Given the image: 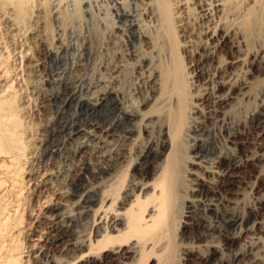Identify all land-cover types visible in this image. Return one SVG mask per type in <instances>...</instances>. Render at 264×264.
Segmentation results:
<instances>
[{
  "label": "bare ground",
  "instance_id": "6f19581e",
  "mask_svg": "<svg viewBox=\"0 0 264 264\" xmlns=\"http://www.w3.org/2000/svg\"><path fill=\"white\" fill-rule=\"evenodd\" d=\"M136 1L141 8L112 0L114 19L103 41H98L100 33L94 38L79 24L82 30L72 44L66 39V16L59 11L60 20H55L46 0H0V173L10 181L8 187L0 181V202L19 183L14 182L16 166L23 160L43 171L33 196L39 199L53 190L74 206L73 215L63 212L60 201L47 206L40 219L49 225L32 241L34 264H183L188 259L191 264H264V243L257 248L249 241L233 249L244 232L264 239L263 208L236 211L240 187L235 173L261 166L264 177V157L245 154L244 141L233 140L245 131L264 140V95L244 129L226 122L228 107L248 100L255 80L264 74V0ZM144 46L151 51L146 53ZM86 51L109 77L93 83L84 97L83 75L90 64ZM187 53L198 57L199 71L187 70ZM130 65L151 92L132 108L124 106L116 87ZM204 72L206 82L200 85L194 73ZM76 100L77 115L70 111ZM146 121V127L158 124L159 132L140 151L127 184L101 189V182L113 180L124 163L119 151L126 152ZM216 122H222L226 133L221 138L231 143L226 148L230 154L216 150ZM119 128L123 147L113 155L103 145ZM68 130L70 139L63 140ZM56 154L76 158L79 169L59 183L61 174L47 171ZM93 159L103 166L93 167ZM113 190L123 194L111 202ZM20 192L14 190L11 212L20 207ZM90 215L95 230L81 239L76 226ZM3 216L1 222L9 221ZM18 258L15 251L0 255V264H18Z\"/></svg>",
  "mask_w": 264,
  "mask_h": 264
},
{
  "label": "rangeland",
  "instance_id": "374dc122",
  "mask_svg": "<svg viewBox=\"0 0 264 264\" xmlns=\"http://www.w3.org/2000/svg\"><path fill=\"white\" fill-rule=\"evenodd\" d=\"M46 1H47L46 4L47 3L49 4V5L47 4V8L51 9V12L53 10L51 15H54L55 13H56V15H58V17L56 15H55L56 17L54 16L55 20L59 21L60 17L66 16L67 24H68V26H67L68 29L66 27V31L68 30L66 33V34H68L66 36V39H67V42H69V43L72 42V44L76 43V41H77L76 33L78 30H82V28H83V30H82L83 32L91 33L94 36V38L96 37V34L99 35V33H100V37L98 38V41H103L105 39L104 37H106V34H105L106 29L108 28V26L109 27L111 26L110 23L114 19V17L112 16L111 13H113V8H114L115 2H112V0H46ZM119 1H121L123 3L125 2V4L127 1V3L131 6L132 9H134L138 6L141 8L140 3L136 0H119ZM134 1L136 2L135 6L133 4ZM138 3H139V5H138ZM128 4H126V6L125 5L124 6L127 7ZM129 5H128V7L130 8ZM54 11H57V12H54ZM59 11L62 12V13H60V17H59ZM106 17H108V18H106ZM111 18H112V20H111ZM79 24H81L82 28L80 27ZM74 30H75V34H72V31H74ZM95 44L96 43H94V45ZM157 44L161 45V42L159 41ZM147 47L148 46H144L143 50H145L146 53H149L151 50H150V48H147ZM69 52H70L69 55L73 57L75 55L76 51L74 49H71V50H69ZM159 54L157 55L158 56L157 59L162 57L163 52L159 51ZM86 55L89 59L88 62L90 64L87 65V69H85V72L83 75L85 77V78H83V89H84L83 92L84 93L82 92L83 95H81V96H84V97L88 96L89 91H90L89 88H91L93 83L98 82V80L100 78H104V77L108 78L109 77L107 70L106 71H105V69L98 70V68L94 65V62H92L94 60L93 56L90 55L89 51H86ZM153 55L155 56L156 54H153ZM162 58H161V60H162ZM197 58L198 57L192 58L188 53H187V56H186V54H184L183 62L186 65L188 71L192 72L193 70H198L200 67H203V65L198 62ZM189 63H191L193 65L192 68L190 67L191 65H189ZM187 64H188V66H187ZM199 64H200V66H199ZM127 70H126L125 74L123 73L122 75H119V78H118L119 80L118 79L116 80V82H117L116 87L119 89L120 95H123L124 106L132 108V107H135L136 105H142L143 102L145 101L146 97H148L151 94V92H150V87L147 84L141 83L142 82V80H140L141 75L139 74V72H137L136 68L133 69V67L130 65V69L128 68ZM195 73H194V75H197L195 78L199 79L198 81H199L200 85L204 84L206 82L204 79V78H206V73L204 72L203 75H202V73H199V74H195ZM85 74H86V76H85ZM255 83H256L255 86H253L254 88H252V90H251V95H250L251 97L249 96L248 100L244 98V100H246V101H244L242 99L240 104L234 103V105H232V107H228L229 110H227V111H228V115H230V116H227L228 120L226 122H229L230 126L233 127L234 129H239V130L244 129V126L248 120L249 115L257 108L256 105L258 106V104L260 103L261 97L264 95V74H262L260 76V80H258V81L255 80ZM144 86L146 88H143ZM104 98H106V97H104ZM77 101L78 100H76L72 104L73 105L72 108H70V111H72V113H75L76 115H77V113L80 112V109L77 106ZM142 109L145 111H148V108L146 109L145 107H143ZM109 116H112V115L110 114ZM100 120H103V119H100ZM74 121H76V123H77L79 120H77L75 118ZM198 121H202V119H199ZM148 122L149 121L143 122V124H141V128L140 127H139L140 129L137 128L138 132L133 137V139H134L133 141H131L127 144L125 143L127 145L126 146V152L125 151H119L120 148L123 147V143H121L122 141H120L119 137H118L121 134H123L121 128H119L117 130L116 136H113V137H110L107 139V141L108 140L109 141L106 142L107 144L105 143L103 145V148L104 149L105 148L111 149L113 155L116 154L118 151L120 153H123L124 154V158H123L124 160H122V161L124 163L121 164V168L118 170V173L116 172L117 175L114 178H112L113 180H109V178H107L108 180L107 179L104 180L105 182L102 180L104 183L101 182V185H100L101 189L107 190L108 187H110V186L115 188L120 181L121 182L125 181V184H127L126 182L130 178V173H132V171H131L132 167L135 165L136 161L139 159L140 151L146 146L148 141H150L152 138H154L158 135L159 125L158 124L154 125L152 123L151 125L146 127L145 125L148 124ZM216 123H217V125H216ZM216 123L213 124L214 125L213 127L215 128V131L219 134L218 135L219 138L216 140L218 143L217 142L215 143V145L218 144V148L217 149L214 148V149L218 150L217 151L218 153H219V149H221L220 152L223 150V153L226 152V153L230 154V151L226 148L231 147L232 146L231 143L227 142L225 144L226 140H223L221 138V136H223L224 133H226L223 128H220L222 122H216ZM221 129H223V130H221ZM97 131L99 133H101L100 129ZM152 131H153V133H152ZM65 134L67 136L64 135L63 140H65L64 138H66V140H69L70 139V136H68L69 130ZM19 136L20 135H18V137L17 136L16 137H17V141L19 140L18 141L19 145H21V140L19 139L20 138ZM74 138H76V137H74ZM74 138H73V140H71V143H73L72 146L69 145L71 149L75 148L74 145L76 144V140ZM219 140H222V141L220 142ZM233 140L234 141H244L245 144L243 146H244L245 150L244 149L243 150L245 151V154H247L249 156H251V155L262 156L263 155V157H264V140L260 139V136L254 134V133H251L249 131H245L244 135H241V136H239V138L233 139ZM233 140H231V142ZM219 145H221V146H219ZM22 146H23V144H22ZM245 146H246V148H245ZM222 147H225V148H222ZM19 155H20V158L22 159L25 156L24 150L21 151L19 153ZM54 157H55V159H54ZM54 157L52 158L51 161H49L50 164L53 163L54 166L52 168H49V170H47V171L53 172L56 175L57 174L62 175V176L57 175L58 176L56 178V180L58 179L57 183H59L60 181H64V179H67L68 175L71 174V172H72V175H74L75 173H78L79 169H78V163H77L76 158H73L70 155H66V154H56V155H54ZM71 159H72V161H71ZM97 160L99 161L100 159H93L92 160V165H93V167L95 165L96 169L100 168L104 164V163H102L101 160H100L101 164L99 162H96ZM44 161H46V160H44ZM44 161L42 162L43 164L47 163ZM23 163H24L23 160L18 161L17 166L20 169H18L17 166H16V169H17V172L19 174V177L17 175L16 178H14L15 179L14 182L15 183L19 182L21 185H18L19 183L15 184L16 187L15 188L13 187L11 189L12 190L11 193H8V195L4 198V200H3L4 202L2 201V204L0 202V215H1L0 217H2L4 215L3 217L6 216L9 219V221L7 220V222L3 223V222H1V218H0V231H1L0 232V247L2 248V249L0 248V255L1 256H3V254H6V255L12 254L13 255L14 251H15V254H18V256L20 257L17 259L18 264H34L35 260L31 256L32 252H33V246H34L32 241H33L34 237H36V236L40 235L42 232H44L45 228L49 225L48 221L40 219V217L44 213V211H46L48 209L47 206L50 203L51 204L55 203L56 200L60 201V202L64 203L63 212L64 213L66 212L65 214H72V215L75 213V208L72 204H70L69 198L64 199L61 197L60 194L59 195L57 194L59 192H55L53 190H48V192L46 191L45 193H43L44 195H41L40 196L41 198L39 197L40 200L37 198V196H33V194H34L33 190L35 188V183H37L38 180H42L41 175L43 174V171H41V169L39 168L41 165H37V166L33 167L30 164H27V163L23 164ZM262 165H263V162H262ZM37 168H38V170H37ZM194 169H196V168H194ZM261 169H263V167H261V166L260 167H251L248 170H243V171L241 170V171L235 172L237 175L236 180L238 179L237 181H239V187H240L237 190V192H240V193H238V194L236 193V196L238 198L235 196L238 200L240 198V200L238 202L239 204L237 205L238 207H236V209H237L236 211L237 212L239 211L238 213H240V214L241 213L244 214V212L245 213L249 212L253 207H262L264 210V177L260 173ZM1 174H2V172L0 173V181H2V184L5 183L2 186L3 187L10 186V181L7 180V178L5 179V176H3V175L1 176ZM16 180H17V182H16ZM19 188H21L20 193L22 196V197L21 196L19 197V199L21 198L19 203H18L19 204L18 206H20V207L15 208L16 212H11L12 204H13V200H14L13 199V196H14L13 193H14V190H18ZM22 193H23V195H22ZM112 193L113 194L111 195V198H112L111 202H114V200H116L117 196H119L121 198L122 194H123L122 192H119L118 195H114V193H116L114 190L112 191ZM119 197H117V198H119ZM66 200H68V202H66ZM115 204H116V206H119L118 202L116 203V201H115ZM116 206H115V208H117ZM98 207H99V205H97L95 207V209H97ZM85 218H87V219L85 220ZM42 221L44 222V224ZM80 223H79L78 227L76 226L75 230H77V232L79 234L78 236H80L81 239L86 240L90 237V235H92V233L95 230L96 224L94 222V217H92V215H90L88 217H84L83 219H81ZM3 224H5V225H3ZM8 224H9V226H8ZM190 233L196 234V232H194V230H191ZM260 234H262V232L261 233L259 232V235ZM256 238H257V236H254V233L249 232V231L244 232L241 234V238L236 242L233 249H235V250L240 249V248L244 247L245 244L248 245L249 241H250V244L254 243V245H255V243H257L256 247L260 248L261 243H264V239L258 241ZM94 249H97V247H94ZM57 251H59V250H57ZM259 253L261 254V257H262L263 253H261V252H259ZM227 254L230 255V252H227ZM131 259L132 258L128 256V259L126 260V262L130 263V261H132ZM248 259L249 258H245V259H242V261L243 260L247 261ZM71 262H73V261H71ZM182 263L183 264H191V261L188 259L186 261H183ZM15 264H16V262H15Z\"/></svg>",
  "mask_w": 264,
  "mask_h": 264
}]
</instances>
